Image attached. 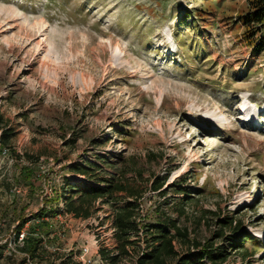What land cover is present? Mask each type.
Here are the masks:
<instances>
[{
  "label": "rangeland",
  "instance_id": "374dc122",
  "mask_svg": "<svg viewBox=\"0 0 264 264\" xmlns=\"http://www.w3.org/2000/svg\"><path fill=\"white\" fill-rule=\"evenodd\" d=\"M246 11L245 0H0V123L12 133L0 264H83L81 246L119 204L97 202L92 226L58 216L81 175L70 165L86 162L98 166L89 184L115 177L138 192L142 233L169 221L187 232L179 255L211 243L222 264H264V52L245 41ZM165 178L162 195L152 185ZM42 209L46 249L31 259L14 232ZM242 233L255 239L234 247ZM148 238L102 250L138 264Z\"/></svg>",
  "mask_w": 264,
  "mask_h": 264
},
{
  "label": "trees",
  "instance_id": "16d2710c",
  "mask_svg": "<svg viewBox=\"0 0 264 264\" xmlns=\"http://www.w3.org/2000/svg\"><path fill=\"white\" fill-rule=\"evenodd\" d=\"M248 6V11L239 16V22L244 28V36L247 44L251 47V50L255 54L264 52V0H245ZM0 145L9 147L11 140L10 128H4L0 123ZM71 169L81 174L76 176L69 183V193L64 198L65 211L73 214L75 217L87 219L99 211L96 203L102 201L103 203L118 204L113 209L112 221L116 228V240L120 244L121 253L127 254V246L133 244L132 237H136V240L149 237V245L144 248L143 254L141 252L138 256V264H165L170 258H178L177 264H222L225 258L220 259V253H215L211 248L213 244L208 243L202 250H198L194 254L190 252L179 255L175 248V240L179 237H187L188 233L179 228L174 221L169 223H158L146 225L145 236H142V229L138 224L140 217L139 208L140 203L138 202L139 194L135 190H131L124 182L115 180V177L102 178L100 185L89 184L85 180V176H93V169L98 166L93 162H86V164H72ZM27 176H30L31 167L27 166L24 169ZM167 178L161 182H155L152 185L153 190L165 194L163 190ZM182 190L188 191L187 188ZM127 192V197L122 201H115L116 194L119 192ZM59 196V200H60ZM55 212V211H53ZM57 214L61 211L58 209ZM51 213L46 209H42L40 214L35 216L37 221L31 228H29L25 239L24 246L22 247L23 252L27 253L31 259H35L39 256L40 252L45 250L44 238L45 233L49 230L50 222L46 220V217L51 218ZM33 218L25 219L21 218L19 224L16 227V232L19 235L21 230L25 227L26 223L31 221ZM230 226L233 227L235 233L240 230V225L233 226V220L229 221ZM226 226V225H225ZM239 229V230H238ZM247 238L255 239V236L251 234L239 235L237 242L233 243L234 247H244V242ZM199 245V244H198ZM102 255L105 259L110 262L116 259V256L111 255L110 252L102 250ZM61 264H69L68 260H64Z\"/></svg>",
  "mask_w": 264,
  "mask_h": 264
},
{
  "label": "built area",
  "instance_id": "2783aa9c",
  "mask_svg": "<svg viewBox=\"0 0 264 264\" xmlns=\"http://www.w3.org/2000/svg\"><path fill=\"white\" fill-rule=\"evenodd\" d=\"M8 152L7 149L3 151L4 154ZM99 202V201H98ZM59 210L61 211L58 216H65L68 218L70 221L74 220L76 222H79L81 225H90L92 226L93 223H96V217L91 216L87 219L84 218H78L75 217L71 213H67L65 211V201L63 200L60 202L59 205ZM46 220L49 221V217H46ZM29 222L26 223L25 227L21 230L20 234L18 235L17 232L15 231V241L16 243L20 246H24V239L25 236L28 232L27 227H28ZM97 225V223H96ZM98 231L100 235V238H98L97 235H93L91 241H87L83 246H81L80 249V255H79V260L83 264H111L110 261L102 257V249H110L111 245L116 242V228L113 225V221L111 220L110 222L105 224V228L103 230L102 227L98 228ZM84 237V236H82ZM145 249L143 248L141 251V254H143Z\"/></svg>",
  "mask_w": 264,
  "mask_h": 264
},
{
  "label": "bare ground",
  "instance_id": "6f19581e",
  "mask_svg": "<svg viewBox=\"0 0 264 264\" xmlns=\"http://www.w3.org/2000/svg\"><path fill=\"white\" fill-rule=\"evenodd\" d=\"M249 108H250V107H249ZM245 111H248V108H246Z\"/></svg>",
  "mask_w": 264,
  "mask_h": 264
}]
</instances>
